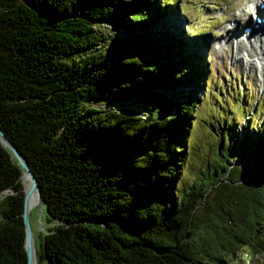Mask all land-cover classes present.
<instances>
[{
	"label": "trees",
	"instance_id": "1",
	"mask_svg": "<svg viewBox=\"0 0 264 264\" xmlns=\"http://www.w3.org/2000/svg\"><path fill=\"white\" fill-rule=\"evenodd\" d=\"M178 2L0 0V129L38 181L36 264H230L264 229L262 129L220 130L212 170L179 183L207 71L163 21ZM22 177L0 141V264H27Z\"/></svg>",
	"mask_w": 264,
	"mask_h": 264
},
{
	"label": "rangeland",
	"instance_id": "2",
	"mask_svg": "<svg viewBox=\"0 0 264 264\" xmlns=\"http://www.w3.org/2000/svg\"><path fill=\"white\" fill-rule=\"evenodd\" d=\"M180 1L173 4L177 11L166 10L163 21L187 42L193 40L191 53L202 50L204 59L200 69L207 71L203 90L196 93L199 103L193 111L179 177L180 185L188 187L196 183L202 173L211 171L217 155L224 151L226 140H221L220 130L228 128L234 142L244 139L245 129L249 138H255L260 129L264 132V70H261L264 59L255 55L247 58V53H252L249 42L239 39L237 46L234 32L227 29L233 20L239 22L238 31L244 29L241 24L251 13L253 0ZM260 1L264 0H258L257 4H261ZM108 38L111 42V36ZM250 40L252 47L259 49L261 44L253 38ZM173 97L180 96L174 94ZM132 108L136 109L131 104L120 107L125 111ZM228 149L237 161L238 150L232 149V142ZM29 216L32 233L37 237L41 225L37 206L30 210ZM261 240H264V229L252 234L247 246L237 248L230 264H264V250L252 254Z\"/></svg>",
	"mask_w": 264,
	"mask_h": 264
},
{
	"label": "water",
	"instance_id": "3",
	"mask_svg": "<svg viewBox=\"0 0 264 264\" xmlns=\"http://www.w3.org/2000/svg\"><path fill=\"white\" fill-rule=\"evenodd\" d=\"M0 141L13 153L14 157L17 159L18 163L22 169V175L29 180V186L27 189H24V198H23V225H24V232H25V239H24V249L26 252L27 257V264H32L35 261V248H34V236L32 233V228L30 224V211L27 208V202L29 197L36 192L38 195V201L36 206L39 210V216L41 214V207H42V198L39 191V185L36 177L30 170V167L24 158V156L18 151L16 146L4 135L3 131L0 129ZM38 216V217H39Z\"/></svg>",
	"mask_w": 264,
	"mask_h": 264
},
{
	"label": "bare ground",
	"instance_id": "4",
	"mask_svg": "<svg viewBox=\"0 0 264 264\" xmlns=\"http://www.w3.org/2000/svg\"><path fill=\"white\" fill-rule=\"evenodd\" d=\"M257 1L258 0H253V8H252L251 13L249 12L250 14L247 15V18L241 24L242 26H247L249 24H252L251 25L252 26V32L244 33L243 30L242 31L241 30L238 31L239 22L235 21V23H234V20L232 21L231 26L228 27L227 29L231 30L232 32H234L233 38L234 39L236 38L237 46H238V43H239L238 39H240V41H242V39L246 38V41L249 42V46H250V49H251L252 53L250 54L248 52L247 53V58L252 56V55H255V56H261V57H263L262 59H264V36H263V33L261 35L260 34H255L256 31H264V8H261L260 4H257ZM260 2H262L264 4V1H260ZM252 15H254L253 19H252ZM257 18L260 19L259 22H257V20H256ZM250 38L255 39L256 41H258L261 44V46H259V49H256L255 47H252V44L250 43V41H251ZM225 40H222V41L224 42ZM247 62H249V64H251L253 66L252 62H250V61H247ZM261 70H264V68H261ZM26 182L29 184V180L23 176L22 177L23 185ZM23 188L27 189L28 187L25 188V186H24ZM37 201H38V195H37L36 192H34L29 197L28 202H27V208H28L29 211L34 206H36ZM32 264H34V260H33Z\"/></svg>",
	"mask_w": 264,
	"mask_h": 264
}]
</instances>
